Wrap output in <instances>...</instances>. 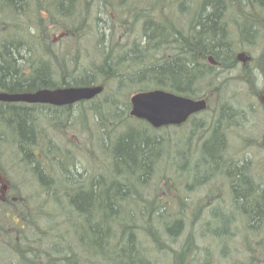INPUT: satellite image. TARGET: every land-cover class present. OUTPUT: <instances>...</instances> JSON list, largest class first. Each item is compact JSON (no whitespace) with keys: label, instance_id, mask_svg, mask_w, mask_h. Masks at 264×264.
<instances>
[{"label":"trees","instance_id":"trees-1","mask_svg":"<svg viewBox=\"0 0 264 264\" xmlns=\"http://www.w3.org/2000/svg\"><path fill=\"white\" fill-rule=\"evenodd\" d=\"M179 1L160 0L162 6L157 8L152 0H0L2 41L3 33L14 29L20 48L29 49L31 54L21 68L17 41L8 47L0 44V92L103 86L100 95L78 103L76 125L68 124L72 105L0 103V264H94L95 255L103 250L115 253L111 264H148L153 246L173 223V213L155 209L154 214L147 211L128 221L131 211L108 218L96 208L108 195L112 200L117 198L111 195L112 190L137 192L138 177L133 179L132 175L147 170L153 157L170 142L169 129L155 130L129 116V93L125 88L136 80L146 81L137 90L153 88V84L154 88H163L165 78L183 84L190 77L189 70L174 69L167 56L160 59L148 52L144 57L136 55L142 52L141 44L132 43L127 34L131 37L133 31L131 18L139 15L154 25L152 46L171 43L178 30L170 9ZM100 3L105 10L95 13L94 4ZM256 8L260 12L258 19L249 22L261 23L264 0H247V7L235 22L245 20ZM215 10L206 14L199 32L200 37L207 32L216 38L219 65L205 64L208 87L221 69H227L224 59L228 52L222 54L223 49L230 51L242 45L237 42L226 46L224 32L213 24ZM59 32V39L53 40L52 35ZM90 54L92 60L88 59ZM147 75L149 81L144 79ZM216 97L212 106L215 124L217 116L224 113L225 104ZM36 109L49 110L51 118L60 112L62 119L53 121L55 124L48 122L31 113ZM224 109L231 110L227 104ZM13 110L10 117L5 115ZM217 131L218 127H214L213 136L202 146L223 166L226 162L218 151L226 133ZM161 177L162 172L157 170L151 182ZM226 177L225 192L220 188L219 193L238 194L235 204L242 212L243 222L251 225L264 216V193L259 191L257 198L255 187L243 184L234 168L226 169ZM238 183L245 188H238ZM208 191L212 188L205 193ZM128 201L119 207L124 209ZM178 227L166 248L172 264L192 238L190 228L187 232L188 228ZM241 248L236 252L244 253ZM243 263L254 264L250 259Z\"/></svg>","mask_w":264,"mask_h":264},{"label":"rangeland","instance_id":"rangeland-1","mask_svg":"<svg viewBox=\"0 0 264 264\" xmlns=\"http://www.w3.org/2000/svg\"><path fill=\"white\" fill-rule=\"evenodd\" d=\"M156 1L157 8H161L162 2ZM212 2L213 0H180L176 2L170 11L178 32L172 42L163 47L152 46L151 37L154 25L139 15L131 18L133 31L131 37H128L129 33L127 34V38L132 43L138 41L141 44L142 52H136V55L144 57L148 52L149 56L155 54L160 59L167 56L172 67L178 65L181 70H189L190 77L186 82L173 84L171 81L163 79L165 83L162 89L193 100L206 99V97L209 99L210 97L206 108L193 114L187 123L169 129L170 142L161 146L164 147L167 144L166 149L161 153H158V149L156 152L158 154L151 160L150 167L132 175L133 179L138 177L135 181L138 183L139 197L136 199V208L129 213L128 221L133 220L142 211L145 212L147 204L152 203L153 208L157 203L163 204L165 199L179 202L187 212L184 221L179 220V225L177 217L171 221L173 222L171 227L168 225V229L167 227L164 229L159 245L153 246V254L147 260L148 264H172L171 258L166 256V248L172 243V236L177 226H179L178 230L189 227L192 230V238L188 244H185L181 256L175 258L173 264H234V260H231L234 245L242 247L241 249L244 251V253L238 252V264H244L243 262L247 259H250L254 264H262L264 257L263 252H260L263 247L259 249L254 243L258 238L264 239V218L259 224L262 227L258 226L257 221L256 226L247 229L246 224L240 220V217H243L239 214L241 210L235 204L238 194L233 195V191H230L223 196L222 193H219L220 188L223 193L225 192V184L228 181L226 172L222 170L220 162L216 163L215 158L211 157L210 150H205L202 146L205 140L213 136L214 127H218L219 134L226 133L224 137L222 136L223 143L219 148V153L217 152L221 160H225L226 169L234 168L242 176V183L252 184V188L256 186L257 182L253 180L254 175L261 174V179L264 180V104L261 99L264 96V55H262L264 51V12L261 23H257L261 26L257 30L254 29L255 32L249 28V33L245 34L242 45L239 44V47H242L240 49L247 56L246 62H239L235 55V52L238 51H235L233 55L230 50L224 59L228 68L221 69L219 75L213 77L214 80L210 88L206 86L207 75L204 76L207 72L204 63L207 62V58L203 60V57L212 56L214 60H218L217 48L214 46L216 38L207 32H205L206 36L200 37L201 23L208 12L215 8L213 24L215 23L217 28L219 27L225 33L238 19V14L247 7V0H216ZM210 3H212L211 6ZM97 5L94 4L93 7L95 13L105 10L104 4ZM203 9H206L205 15H203ZM3 36L8 44L18 40L14 29L4 32ZM59 36H61L60 32L52 35V39L58 40ZM27 51L28 49L25 48L26 55H28ZM235 57L237 62L234 68L229 65V62ZM88 59L92 60L91 54ZM25 64L24 60L21 68ZM162 64L157 66L161 68ZM158 76L156 75V77ZM144 79L149 81L148 75L144 76ZM145 85V80H136L126 86L125 92L131 94ZM216 96L221 102L224 100L231 110L226 111L224 104L222 107L224 113L217 116L215 124L216 112L212 106ZM68 112L71 114L68 124L76 125L79 117V105H72ZM31 113L43 116L51 123L62 119V113L58 112L61 117L56 113V118H51V112L45 109H36ZM6 114L8 113L6 112ZM217 160L219 159L217 158ZM113 167L114 164L111 168ZM157 170L162 172V177L151 182L152 174ZM1 183L5 184V181L2 180ZM236 186L245 188V185L239 183ZM210 187L212 191L205 193ZM256 191V197L259 198V191ZM116 199L118 204L120 199L114 198L115 201ZM115 201L112 202L115 204ZM172 213L174 214V212ZM181 218L183 219V217ZM223 222L228 225L226 224L225 232L220 235L218 230L221 225H224ZM228 227L231 228V231ZM189 228L187 232H189ZM223 234L225 235L222 236ZM176 243L179 244V240ZM146 247L149 246L146 244ZM95 256L94 264H111L116 257L115 253L106 250ZM99 256H101L100 259ZM242 257L245 258L244 261H241ZM255 260L256 262H253Z\"/></svg>","mask_w":264,"mask_h":264},{"label":"water","instance_id":"water-1","mask_svg":"<svg viewBox=\"0 0 264 264\" xmlns=\"http://www.w3.org/2000/svg\"><path fill=\"white\" fill-rule=\"evenodd\" d=\"M213 62L212 57H209ZM238 59L245 62L247 56L240 52ZM102 91L101 86H75L56 89H39L27 93H0V101L49 104L53 106L72 105L82 100H90ZM130 114L146 120L152 127L180 125L190 115L203 110L206 101L193 100L162 89L137 92L130 97Z\"/></svg>","mask_w":264,"mask_h":264},{"label":"bare ground","instance_id":"bare-ground-1","mask_svg":"<svg viewBox=\"0 0 264 264\" xmlns=\"http://www.w3.org/2000/svg\"><path fill=\"white\" fill-rule=\"evenodd\" d=\"M152 2H154V3H157V1L156 0H152ZM259 10L256 8V9H253V11L251 12V13H248L247 14V16H246V19L245 20H241V21H238L237 23L236 22H234L233 23V25L231 26V28H229L228 30H226L225 31V33H224V36H226V46L228 47L229 46V44H234L235 45V43H237V42H243V40H244V38H245V34L247 33H249V31H248V25H251V26H253V28L251 29L253 32H255L254 31V29H256L257 30V28H259L261 25L259 24H254V22H249V21H252V20H254L255 18H257L256 16H258L259 15ZM235 24H236V26H235ZM250 30V29H249ZM228 31H229V33H228ZM7 44V47L9 46V44L8 43H6L5 41L3 42L2 41V37L0 36V44ZM20 41L19 40H17V46H18V48L17 49H20V58H19V60H20V62L22 63V62H24V60H27V59H29L30 58V50L28 49V55H26L25 53H24V51H25V48H20ZM225 46V45H224ZM13 52H17V51H13ZM227 52H229V51H227V49H226V47L223 49V52H222V54H224V55H226L227 54ZM262 55H264V54H262ZM238 58V57H237ZM239 60V59H238ZM240 61V60H239ZM228 66V65H227ZM232 67H234L235 68V64H234V62H233V64H232ZM173 68L175 69V68H178V65L177 66H173ZM228 68V67H227ZM164 81H171V83H175V82H172L173 80H170V79H168L167 80V78H165L164 79ZM211 88V87H210ZM137 92H143V90H139V91H137ZM136 92V93H137ZM135 93L133 92V93H131V94H128L129 96L128 97H131L132 95H134ZM59 107H64V106H59ZM13 112H14V110L12 111V112H7L8 114V117H10L12 114H13ZM231 112V111H230ZM221 168H222V170L223 171H225L226 172V167H225V165H223V166H221ZM258 180V182H260V180L259 179H257ZM262 182H264V180H261ZM129 191L130 190H123L122 188H119V189H117L116 191L115 190H112L110 193H113V194H111V195H116V197L117 198H119L120 199V201H119V203L117 204V199H116V201L115 200H112V198L108 195V197H105L104 199L102 198V200L101 201H99L98 202V206H97V210L98 211H100L102 214H104V215H106L108 218L109 217H113V216H115V215H117V214H120V213H124V212H128V211H132V209H135L136 207V199L139 197L138 195V192H135V191H132V192H130L129 193ZM125 199V200H124ZM126 200L128 201H130V205H129V201H128V203H126L127 204V206L123 209V208H121V207H119V206H121L123 203H125L126 202ZM112 201H115L116 203L114 204ZM138 201V200H137ZM111 203H112V205H111ZM118 206H117V205ZM121 204V205H120ZM152 204V203H151ZM151 204H147L145 207H147V210H144L145 212H141V213H139L138 215H136V217H138V216H140V215H142V214H144V213H146L147 211H153L152 213L154 214V211H156V210H162V211H165V210H167L166 212L168 213V214H171L172 215V212H174V214H173V216H174V218H177L178 217V221L179 220H182V221H184V217L187 215V212H186V210L182 207V205L181 206H179L176 202H174L173 200H169V199H165V201H163V204H161V203H157V205H154L153 206V208H152V206H151ZM144 207V206H143ZM148 207H150L149 208V210H148ZM139 209V208H138ZM156 209V210H155ZM239 214L241 215L242 214V212H239ZM128 216H129V214H128ZM135 217V218H136ZM181 217H183V219L181 218ZM134 218V217H133ZM134 218V219H135ZM173 218V219H174ZM181 218V219H180ZM133 219V220H134ZM240 220H242V221H244L245 222V220L243 219V218H241L240 217ZM261 220H263V216H261L257 221H258V226L259 227H262V225L260 226L259 224H260V222H261ZM257 221L255 222V223H253L252 224V226H256V224H257ZM180 222V221H179ZM227 225H228V223H226ZM226 224H224V225H221L220 227H219V230L218 231H220L219 232V234H221V233H224L225 232V228H227V225ZM258 227V228H259ZM189 228V227H188ZM220 228H222V229H220ZM228 229L231 231V228L230 227H228ZM253 231H255V230H253ZM261 239V238H260Z\"/></svg>","mask_w":264,"mask_h":264},{"label":"flooded vegetation","instance_id":"flooded-vegetation-1","mask_svg":"<svg viewBox=\"0 0 264 264\" xmlns=\"http://www.w3.org/2000/svg\"><path fill=\"white\" fill-rule=\"evenodd\" d=\"M235 51H241L240 50V48H237V49H232L231 50V52H233L232 54L234 55V52ZM238 52H235L236 54V57H237V55H238ZM236 57L234 58V60H231L230 62H229V65L230 66H232V64H233V62H234V64H236V62H237V59H236ZM203 60H205V58L203 57ZM218 61V60H217ZM217 61H215V62H211V61H209V59L207 58V62H204L205 64L206 63H208L209 65H212V66H215L214 64H216V62ZM240 62V61H239ZM218 63V65H219V62H217ZM245 63V62H244ZM228 65V64H227ZM228 67V66H227ZM261 95V94H260ZM208 98V97H207ZM206 98V99H207ZM209 99H210V97H209ZM209 99H207V102L209 101ZM262 103L264 104V96H262ZM191 117V116H190ZM190 117H189V119L186 121V122H188L189 120H190ZM147 122V121H146ZM148 123V122H147ZM185 124V123H184ZM182 126V125H181ZM175 128V127H179V126H175V125H173V124H171V125H166V126H163V127H161V128H158V129H156V130H162V129H170V128ZM260 174V173H259ZM262 178V176H261V174L260 175H258V174H256V175H254V179L253 180H255V181H257L256 182V186H255V190H258V191H261L262 193H264V182H262V181H260V182H258V180L257 179H259V180H263V179H261ZM260 187V188H259ZM264 206V205H263ZM263 211H264V209H263ZM263 218H264V216H263ZM246 226L247 227H252V223H251V225H249V224H246ZM222 234V233H221ZM220 234V235H221ZM225 234H223L222 236H224ZM263 240L264 239H260V242L258 243V242H254L255 243V246H257V247H260V248H262L263 247V249H262V251L261 252H263V254H264V243H263ZM259 245V246H258ZM259 248V249H260ZM236 250H239V247L237 246V245H234L233 246V248H232V255L231 256H233L232 258H231V260H234V264H238V253L236 252ZM255 251H256V248L254 249ZM253 262H256V260L255 261H253ZM261 262V261H260ZM264 262V257H263V260H262V264H264L263 263Z\"/></svg>","mask_w":264,"mask_h":264}]
</instances>
